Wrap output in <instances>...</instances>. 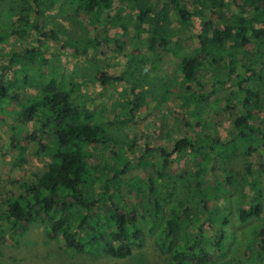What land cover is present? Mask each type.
I'll return each instance as SVG.
<instances>
[{
  "label": "rangeland",
  "instance_id": "rangeland-1",
  "mask_svg": "<svg viewBox=\"0 0 264 264\" xmlns=\"http://www.w3.org/2000/svg\"><path fill=\"white\" fill-rule=\"evenodd\" d=\"M8 1L0 8V66L11 65L9 75L14 84L9 88L18 97L10 96L0 106V212L8 195L18 192V180L31 181L57 161L51 156L52 139L40 127V117H18L20 110L42 97L41 86L55 78L59 88L73 87L76 105L89 109L91 122L104 127L105 143L82 145L89 166L87 197L96 201V210H105L101 204L107 196L126 212L135 209L146 239L143 248L126 259L83 256L58 248L63 244L61 237L50 239L42 223L29 226L19 239L21 227L0 217V252L10 255L0 264H133L139 255L144 264H173L155 246L160 226L150 231L155 225L152 203L159 199L166 214L173 182L183 176L193 191L198 172L205 190L200 196L194 192L177 206L179 241L195 238L196 250L199 242L206 261L213 264H264V251L259 246L264 242L260 233L264 230V170L259 168L264 163V143L250 137L243 142L238 136L249 133L247 124L263 125L254 117L264 115V74L260 82H251L259 87H255L258 98L250 105L252 117L236 126V120L247 113L238 89V82L246 76L241 71V55L229 58L215 53L213 63L203 61L184 80L177 74L178 57L151 43L153 37H162L155 36V26L150 23L157 17L183 31V45L198 53V32L203 25L209 22L211 29L222 26L212 10L215 2L208 0L198 15L193 0H180L192 11L187 26H183L171 14L175 0H146V6L114 1L99 15L77 8L76 0H41L40 10L37 5L28 9L29 4L22 0ZM222 1L240 11L237 0ZM106 11L114 16V22L105 19ZM141 11L146 15L136 31ZM22 13L28 21L25 28L18 26ZM121 24L128 29L123 38ZM68 38L79 43L78 50L64 45ZM184 135L193 140L194 149H202L196 157L186 146L174 148ZM159 147L165 153H160ZM243 159L251 165L249 176ZM221 165L231 172L230 181L224 180L228 171ZM124 168L127 171L119 175ZM105 183L110 189L104 194ZM259 202L261 216L241 222L236 210ZM110 207L108 203L106 213ZM185 264L199 263L193 260Z\"/></svg>",
  "mask_w": 264,
  "mask_h": 264
},
{
  "label": "trees",
  "instance_id": "trees-1",
  "mask_svg": "<svg viewBox=\"0 0 264 264\" xmlns=\"http://www.w3.org/2000/svg\"><path fill=\"white\" fill-rule=\"evenodd\" d=\"M22 1L29 4L28 9L37 5L40 10L41 5H43L41 0ZM76 1L78 3L77 8L86 9L99 15L105 11V8L110 7L114 1L120 2L122 0ZM127 1L134 4L138 3V6L149 4L146 0ZM207 1H192L195 4L193 8L198 15L202 14ZM213 2H215L214 9H212L213 13L216 14L222 26L219 29H211L209 22L203 25L201 31L198 32V42L201 48L198 53L183 45V42H181L184 35L183 31L173 27V24L167 22V20L161 23L157 17L151 19L150 23L155 26L153 29L155 36L161 35L162 37L158 39L153 37L151 43L159 44L178 57L177 74L184 80L189 78L203 61L213 63L215 53L227 55L229 58L237 54L241 55V71L246 73V76L238 82V89L243 94L241 101L247 113L245 117H239L236 120L235 125L238 126L241 122H247L248 117H252L250 105L252 101H256L258 98L255 90L259 87L255 86L257 87L255 88L254 85H251V82L263 80L264 0H237L236 4L240 11L233 9L228 2L222 0H213ZM8 3V0H0V8L1 5ZM174 3L170 7L171 14L183 26H187L188 19L192 14L191 9L180 0H175ZM196 5H200L198 9ZM44 6L49 5L44 4ZM22 10L24 8L20 12ZM145 15L146 13L141 11L137 18L138 21L135 23L136 31L141 27L140 24L141 21L143 22ZM105 19L111 20L110 22L115 20L114 16L108 11H106ZM27 25V17L22 13L19 17L18 26L19 28H25ZM33 26L36 27V22ZM120 27L123 38L128 30L127 25L121 24ZM175 34H177V37L172 40L171 37ZM89 44L90 42L85 44V47L88 48ZM120 44L122 43L120 42ZM64 45H70L76 50L79 48V43L70 42L69 38L64 41ZM10 66V64L0 66V106L10 96L15 99L18 97V94L14 91L10 92L9 87L14 84L9 75ZM19 70L23 74L26 73L24 67H20ZM233 73L239 76L237 72L233 71ZM41 88L42 97L35 98L26 109L20 110L18 117L19 119L21 117L27 119L36 115L40 117V127L46 130L47 135L52 139L51 149L49 148L51 156L57 161L51 169L35 175L31 181L18 180L19 190L12 196L8 195V198L4 201L5 209L0 212V217L7 222H11L12 226L21 227L19 239L23 236L22 234L25 235L29 226L34 223H42L48 230L46 235L50 239H56L58 235L61 237L63 244L57 247L62 251H70L71 254L83 256L101 254L118 259L131 257L134 255L135 250L143 248L146 239L145 231L135 209L126 212L119 203L107 196L101 204L105 210H96V201L87 197L89 166L85 160L86 148L82 145L84 142L97 143L101 140H103L101 141L102 144L105 143L102 134L104 127L101 124L91 122L93 114L89 109L76 105L74 100L76 91L73 87L59 88L57 80L50 78ZM137 103L138 101H135V105ZM254 120L263 122V125L247 124L249 133H238V136L243 142L250 137L264 143V115H256ZM39 143H41L40 140ZM44 146L42 145L41 148H44ZM183 146H186L190 150V154L195 157L202 150L197 147L194 149L193 140L187 135L179 139L174 148L178 149ZM158 149L160 153H165V149L161 147ZM204 154L210 157L209 154L205 152ZM211 159L215 161L214 158ZM243 160L246 176H249L252 174L251 165L248 160ZM221 168L225 169L226 172L228 171L224 180L230 181L231 176L229 173L231 174V172L223 165H221ZM259 168L264 170V163H261ZM126 171L127 169L124 168V171H120L119 175ZM198 174L199 172L194 176L196 184L193 191L190 190L188 179L183 176L179 178L180 181L173 182L172 191L168 194L165 203L168 208L166 214L162 210L163 203L159 199H155L152 203L155 225H151L150 231L152 232L157 225L160 226L155 246L160 253L168 255L169 261L173 264H185L186 261L193 260H197L199 264H213L206 261L204 249L200 247L199 242V250H196L195 238L187 237L184 241H179L181 239V228L177 206L182 205L194 192L198 196L204 193L205 189H202ZM148 184L150 183L148 182ZM105 186L104 194L110 189L107 183H105ZM186 192L188 194L181 198V195L184 196ZM68 199L70 200L68 201ZM108 203L111 204V207L110 212L106 213ZM236 211L240 221L245 222L250 218L260 217L262 205L259 202L247 209L241 208ZM260 233L264 234V230H261ZM14 239L19 244L18 237ZM216 243L218 244L219 241ZM259 246L261 247L260 251H264L263 241ZM6 257H10V255L0 252V260ZM135 258L133 264H144L141 255ZM70 259L73 260L72 256H70ZM161 264H165V262L163 261Z\"/></svg>",
  "mask_w": 264,
  "mask_h": 264
}]
</instances>
